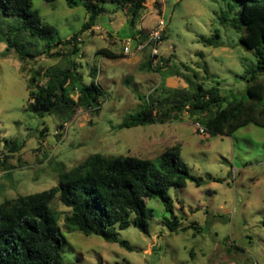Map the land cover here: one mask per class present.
<instances>
[{
  "label": "rangeland",
  "instance_id": "1",
  "mask_svg": "<svg viewBox=\"0 0 264 264\" xmlns=\"http://www.w3.org/2000/svg\"><path fill=\"white\" fill-rule=\"evenodd\" d=\"M103 6L106 13L97 17L95 27L79 33L88 20L82 7L68 8L64 0L51 4L40 0L36 7L32 0L33 10L52 13L41 19L55 29L53 42L78 35L79 55L59 47V55L47 56L42 52L45 42L24 34L18 39L38 55L26 62L25 73L20 71L16 53L5 52L4 35L20 19L0 13V152L7 156L1 161L0 204L57 186L60 171L72 169L92 154L133 156L156 163L164 149L178 145L180 159L200 182L198 187L187 182L184 188L168 190L178 227L174 231L165 227L162 221L169 214L161 202L146 200L153 210L146 233L132 222L124 230L116 229L118 239L130 246L128 252L98 236L71 231L63 222L70 210L56 197L52 208L58 213L63 263L264 264V127L249 124L231 136H214L200 133V126L185 112L178 122L119 128L149 94L165 90L191 92L196 83L205 88L218 84L226 100L245 97L246 82L240 77L256 67V61L240 46V34L219 22L221 13L232 18L239 8L233 0H145L138 26L150 24L152 28L157 18L163 19L166 37L159 51L162 57H170L164 70L154 73L143 68L145 53L115 59L97 53L104 48L120 53L131 33L124 14L111 13V4ZM64 12L69 14L57 15ZM215 34L217 47L201 43V38ZM70 62L76 65L83 85L91 83V69L97 71L95 82L106 93L99 112L79 110L69 124L60 127L51 116L25 111L30 71L69 67ZM11 142L21 148L10 154L7 144Z\"/></svg>",
  "mask_w": 264,
  "mask_h": 264
},
{
  "label": "trees",
  "instance_id": "2",
  "mask_svg": "<svg viewBox=\"0 0 264 264\" xmlns=\"http://www.w3.org/2000/svg\"><path fill=\"white\" fill-rule=\"evenodd\" d=\"M42 1L51 4L56 0ZM233 1L239 11L232 18L221 13L219 22L240 34V46L250 52L256 61V67L240 77L246 82L245 97L226 100L219 92L218 84L205 88L203 84L196 83L191 92L184 89L165 90L164 93L149 94L136 113L127 116L119 128L178 122L185 112L203 129V133L214 136H231L249 124L264 127V0ZM64 2L68 8L82 7L88 14V20L79 33L95 27L97 17L106 13L103 5L108 3L113 6L111 13L125 15L131 30L128 38L137 42L146 38L147 31L138 29L141 14L145 11V0ZM0 13L20 19L19 24L9 28L3 37L7 45L5 52L13 50L16 53L22 73L27 71L26 62L34 61L38 56L18 39L24 34L45 42L42 52L47 56L52 52L59 55L56 50L59 47H68L70 55H79L78 35L53 42L55 29L42 22L39 13L32 9V0H0ZM200 41L217 47L219 36L215 34ZM97 53L111 59L125 56L122 51L117 54L106 48ZM162 59L163 67L152 68L146 61L143 68L159 73L170 57L163 56ZM96 76L97 71L92 68L91 83L83 85L73 62L69 67L57 65L30 71L25 111L39 117L51 116L59 121L60 127L69 124L79 110L97 114L106 93L96 84ZM20 148V144L11 142L7 144V153H15ZM6 157L0 152V168L3 166L2 159ZM187 182L196 187L200 185L198 178L190 174L180 159L178 145L164 149L156 163L133 156L92 154L72 169L60 171L57 186L0 204V264H64L62 243L56 227L58 213L52 208L56 197L63 207L70 210L63 222L71 231L98 236L130 252L127 241L118 239L116 229L124 230L132 222L137 230L146 233L148 222L153 218V210L146 206V200L157 199L169 214L164 217L163 225L174 231L178 227V218L173 212L168 190L184 188Z\"/></svg>",
  "mask_w": 264,
  "mask_h": 264
},
{
  "label": "built area",
  "instance_id": "3",
  "mask_svg": "<svg viewBox=\"0 0 264 264\" xmlns=\"http://www.w3.org/2000/svg\"><path fill=\"white\" fill-rule=\"evenodd\" d=\"M165 28L164 20L157 18L154 27L145 33L146 38L142 42H137L134 38H127L121 44L122 54L126 57H136L139 54L145 53L147 56L146 61L149 62L152 68L163 67L164 64L159 47L164 42ZM198 129L200 133H203L201 127H198Z\"/></svg>",
  "mask_w": 264,
  "mask_h": 264
},
{
  "label": "clouds",
  "instance_id": "4",
  "mask_svg": "<svg viewBox=\"0 0 264 264\" xmlns=\"http://www.w3.org/2000/svg\"><path fill=\"white\" fill-rule=\"evenodd\" d=\"M35 5H36V7H40V0H35ZM68 14H69L68 12H64L63 14L58 13L57 15H68ZM39 15L41 18H44V17L51 16L52 13H50L48 9H43L42 11H40ZM48 23L51 24L52 20L49 19Z\"/></svg>",
  "mask_w": 264,
  "mask_h": 264
},
{
  "label": "crops",
  "instance_id": "5",
  "mask_svg": "<svg viewBox=\"0 0 264 264\" xmlns=\"http://www.w3.org/2000/svg\"><path fill=\"white\" fill-rule=\"evenodd\" d=\"M158 4H160V3H158ZM161 10H162V7H161ZM149 24V23H148ZM150 25V24H149ZM149 25L147 26V27H143L142 25H139L138 26V29H142V30H144V32L147 30L146 28H151V27H149Z\"/></svg>",
  "mask_w": 264,
  "mask_h": 264
}]
</instances>
